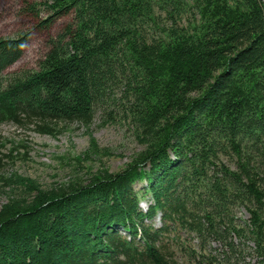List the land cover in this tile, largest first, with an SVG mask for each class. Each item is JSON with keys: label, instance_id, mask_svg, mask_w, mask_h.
Returning <instances> with one entry per match:
<instances>
[{"label": "trees", "instance_id": "1", "mask_svg": "<svg viewBox=\"0 0 264 264\" xmlns=\"http://www.w3.org/2000/svg\"><path fill=\"white\" fill-rule=\"evenodd\" d=\"M39 4L43 27L68 20L37 70L0 80V123L55 136L61 122L88 129L98 115L127 122L141 148L118 171L48 188L0 177V264H180L172 245L194 264H236L242 238L264 264L262 0ZM28 38H0V76ZM88 134L76 162L111 154ZM210 241L230 256L204 253Z\"/></svg>", "mask_w": 264, "mask_h": 264}, {"label": "rangeland", "instance_id": "2", "mask_svg": "<svg viewBox=\"0 0 264 264\" xmlns=\"http://www.w3.org/2000/svg\"><path fill=\"white\" fill-rule=\"evenodd\" d=\"M44 0H0V38H15L28 32L29 38L23 46L22 53L5 72L34 71L48 47V40L54 36L68 20H57L48 27L41 25L49 13L39 3ZM55 136L40 134L32 125H16L12 122L0 123V177L8 178L13 174L29 177L43 188L62 183L73 176L85 180L98 168L106 167L115 172L121 169L141 146L135 141L127 122L104 123L98 115L89 128L78 122H61L57 125ZM91 133L100 147L109 149L108 156L92 157L90 160L76 162L74 157L86 149ZM9 186L0 179V205L7 200ZM141 207L145 202L140 203ZM236 215L247 217V212L238 208ZM160 225L158 216L152 221ZM180 241L197 248L198 240L192 233L177 231ZM239 242L238 254L231 260L236 264H256L253 243L249 239H234ZM204 253L221 257L230 254L217 241H210ZM175 259L180 264H194L182 252L171 246ZM238 258V259H237Z\"/></svg>", "mask_w": 264, "mask_h": 264}, {"label": "water", "instance_id": "3", "mask_svg": "<svg viewBox=\"0 0 264 264\" xmlns=\"http://www.w3.org/2000/svg\"><path fill=\"white\" fill-rule=\"evenodd\" d=\"M263 4H264V0H262Z\"/></svg>", "mask_w": 264, "mask_h": 264}]
</instances>
